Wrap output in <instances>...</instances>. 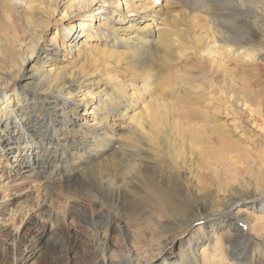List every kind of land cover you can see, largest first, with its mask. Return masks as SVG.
Returning <instances> with one entry per match:
<instances>
[{
	"label": "bare ground",
	"instance_id": "1",
	"mask_svg": "<svg viewBox=\"0 0 264 264\" xmlns=\"http://www.w3.org/2000/svg\"><path fill=\"white\" fill-rule=\"evenodd\" d=\"M41 1L0 0V8L20 12L27 8L33 15L35 3ZM160 1L165 0H141L138 7L135 0H67L73 12L70 15L63 9L62 18L78 24L64 29L61 44L33 38L32 53L23 55L20 62L26 63V57L28 64L34 62L25 71L33 83L14 82L0 88V160L13 159L7 165L8 183H38L51 199L54 195H63L67 201L82 195L91 199L92 206L100 209L89 218L95 224L99 264H146L133 261L132 249L144 261L162 246L168 247L184 222L196 219L205 224L181 241L177 252L169 248L165 260L164 254L153 264L158 260L162 264H213L216 258L222 264H261L263 110L257 113L263 122L251 124L261 134L250 133L248 140L243 135L251 144L249 153L232 141L224 123L215 122V112L222 109L224 95L232 97L240 110L250 109L236 98L238 80L248 76V68L257 69L255 62L264 60V53L246 34L249 31L264 39V16H257L263 13L264 0H176L191 12L208 13L209 5L223 13L211 26L215 31L208 33L204 30L208 17L197 15L193 32L198 34L192 33V40L183 39L181 25L166 27L165 12L155 10L161 7ZM104 15L112 26L104 24ZM247 18H255L261 32ZM241 21L252 31L244 30ZM219 27L231 38L217 32ZM83 37L97 41L103 66L121 68L100 91L93 84L105 78L86 77L91 54L83 48ZM16 42L0 40V71ZM193 43L202 50L195 51ZM65 55L68 64L62 65ZM183 65L185 69L179 68ZM87 86L94 87L88 91ZM8 88L14 91L9 93ZM241 90L247 95L253 92L244 84ZM178 140L188 145L183 153L175 143ZM105 165L112 174L104 173ZM166 168L176 176H168ZM140 185L146 194L126 204L121 188ZM35 204L37 211L45 213L39 196ZM244 207L250 211L243 218ZM78 211L73 207L70 214ZM47 219L53 222L51 215ZM55 229L54 233L60 226ZM113 231L121 237L120 247L112 244ZM10 236L16 250L9 258L0 253V264H29L31 260L73 264L75 257L87 251L76 244L64 249L58 235L54 238L43 223L37 235H22L18 229Z\"/></svg>",
	"mask_w": 264,
	"mask_h": 264
},
{
	"label": "rangeland",
	"instance_id": "2",
	"mask_svg": "<svg viewBox=\"0 0 264 264\" xmlns=\"http://www.w3.org/2000/svg\"><path fill=\"white\" fill-rule=\"evenodd\" d=\"M39 1L40 0H37V2ZM66 1L67 0H44L41 1L43 4L41 3L40 5H38L35 3V8L33 9L35 12L33 15L31 14V11L28 12L27 8L21 9V12L18 10L11 11L7 8H0V40L17 41L16 43L12 44L8 63L0 71L1 89L7 88L14 82H21V86H28L29 83H33V79H29L26 76L25 71L30 70L34 62L31 65L28 64V60L26 57V63H22V65H20L21 57L23 55H30L32 53L31 47L35 46L32 44L34 42L33 38L39 37L40 39V37H42V40H40V42L44 40L46 42L47 40H49V43L53 42L60 45L63 36L62 34H64V29L78 24V21L69 20V18H62V15L64 14V12H62L63 9L68 10L67 14L70 15L73 12V9L67 8L68 6ZM140 2L141 0H135V6L139 5L138 7H140ZM146 2L148 4V1ZM159 4L161 5V7H156L155 10L158 11L162 9V12H165L162 15V18L167 19L166 27L181 25L180 29L185 35L183 37L184 40H192V33L198 34L196 30L195 32H193L194 27H196V19L198 17L197 15H200V18L203 19H207L206 17H208L207 27L204 28L207 33L210 31H215L211 29V26L217 23L216 19L221 20L223 16V13L216 7L209 5L207 6V8L214 17H210L211 15L209 12H204L205 14L201 13V10L198 12H191L186 6H182L176 3V0H165L164 2L160 1ZM256 6L258 7V9H260V5ZM20 13L22 16L20 15ZM19 16H21L22 18L20 19ZM25 16L27 18H24ZM257 16H264V7L263 13ZM103 18L105 19L104 24L106 23V25L109 26L113 25V23L106 20V15H104ZM248 19L249 18H247L246 20ZM249 21L251 22L253 29L259 31L257 20L255 18H250ZM84 22L91 23L90 21ZM96 23L97 22L93 21L94 25H96ZM246 24H248L246 21L240 22V26L244 30L252 31L250 26V29H247L245 27ZM115 26L118 27L120 25L115 24ZM94 29L96 32L97 29L95 27ZM216 31L223 32L225 36H228L229 39L231 38V34L226 33V30L221 27L217 28ZM246 34L250 38L251 43L255 46V48L261 50L262 53H264V39L251 34L249 31H247ZM84 39L85 38L83 37L82 41L83 44H85V47L83 48H85L84 50H86V52L91 54L89 59V67L91 71L86 77L92 80L99 78V76H103V78H105V81L101 80L100 83L93 84L96 85L95 88H98V91H100L101 89L105 88L104 84L106 83V80H112V78L115 77L116 72L121 68H117V66L108 64L103 66L100 56L98 55L99 51L95 47L97 41L94 38H90L88 40ZM79 43H81V41ZM193 47L197 52L198 50H202V48L198 47L194 43ZM247 53L252 54V50H248ZM61 54H64V52L61 51ZM199 54L201 55L202 52H200ZM68 58L69 56L66 57L65 55V61H63V63L61 62L60 64H68V62H66V59ZM254 65L257 66V69L250 70L248 68V70L250 71L247 74L248 76H239L238 92L236 97L238 99H241V103L243 106H249L250 109L245 111H242V109L240 110L237 106H234V100L232 99V97L224 95V105L222 106V109H217L215 112V122L224 123V126L231 136L232 141L238 146L243 147L247 151V153H249L248 147L251 146V144L247 142L250 133H252V135L261 134L258 133L259 131L256 132L254 129H252L251 124L252 122L257 123V121L259 122V124L261 123L262 119L257 114L259 110L262 109L264 114V60H259L255 62ZM179 68L185 69L186 66L183 65ZM94 69H97V71L93 73ZM5 76H7V78ZM22 77L24 79L21 81L20 78ZM3 78H6V80H4ZM243 84L246 87L251 88V90L253 91L251 95H247L244 91L241 90L243 88ZM92 87L94 86H87L85 88L88 91H91ZM8 89L9 93L14 91V88ZM180 92L182 95H186L188 93L186 91ZM100 95L101 94L99 93V96ZM95 97L98 96L95 95ZM241 112H243V114H241ZM93 118V116L89 117V119ZM236 128L241 132V134H236ZM245 132H247L248 134H244ZM123 138L124 136L120 137V139ZM175 143L181 149L182 153L183 150L188 148V145H184L179 140ZM252 146L254 145L252 144ZM9 162H13V159H11L10 161H5L3 159V162H1L0 160V253H4L5 257L9 258L11 256H9V253L16 250V241H14L10 236L12 233L16 232L19 229L22 232V235H37L43 223L47 225L48 230L53 231L54 238L58 235L57 239H60V241H58L59 245L64 249L76 244L79 246V249L85 248L87 250L86 253L75 257L76 261L73 264H99L100 259L98 255V244L94 238L95 224H93L89 218L92 215H97L100 209L94 208L92 206V200L85 195H82L78 199L71 201L65 200L63 195H54V197L51 199L48 198V196L44 195V193H42L40 189L41 185H39L38 183H33L32 181H26L23 183H8L7 165ZM164 170L168 171V176H176V173H174L175 171H171L167 168ZM103 171L106 175L113 173L109 165H105ZM121 189L122 197L124 198L123 201L126 204L129 203V205L146 194L145 192L141 191V185L137 189L128 186H123ZM37 196H39L41 202L45 206V213L42 211H37L36 209L35 201ZM208 196L213 195L209 193ZM204 197L207 196L205 195ZM70 202L74 204L72 207L70 206ZM73 207L77 208L79 211L77 213L70 214ZM153 209V207L148 209L149 215L153 211ZM248 211H250V209L248 207H244V211L241 212V217L244 218L245 216H247ZM48 215L52 216L53 222L48 221ZM233 215L234 214H232L231 217L232 223L235 222L236 219ZM65 216L67 217L66 222L63 221ZM197 216L195 217L197 218ZM204 221L205 220L196 219L194 221L184 222L181 231L172 237V240L168 247L162 246L154 256L144 261H139L138 257H136L135 250L132 249V256L135 257L133 258V261L153 264L159 257L164 254L165 255L163 258L165 260L166 256L169 254L165 252L169 248L173 252H177L181 241H186L198 227L205 224ZM145 224L146 223L144 222V225ZM55 225H59L60 229L54 233V230H57L55 229ZM112 235L113 246L116 247L118 245V247H120L122 243L121 237L118 235V232L113 231ZM260 249L264 251V247H261ZM3 263L8 264L9 262H1V264ZM211 263L218 264L221 262L219 258H216L213 259ZM29 264H39V262L31 260L29 261ZM156 264H162V260H158ZM230 264H234L233 261H230ZM261 264H264V257H262L261 259Z\"/></svg>",
	"mask_w": 264,
	"mask_h": 264
}]
</instances>
